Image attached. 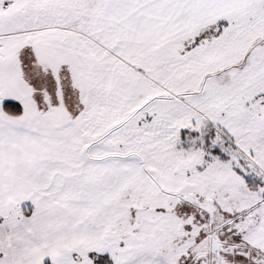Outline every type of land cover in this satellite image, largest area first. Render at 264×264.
I'll list each match as a JSON object with an SVG mask.
<instances>
[{"label": "snow or ice", "instance_id": "6c2138e0", "mask_svg": "<svg viewBox=\"0 0 264 264\" xmlns=\"http://www.w3.org/2000/svg\"><path fill=\"white\" fill-rule=\"evenodd\" d=\"M0 264H264V0H0Z\"/></svg>", "mask_w": 264, "mask_h": 264}]
</instances>
